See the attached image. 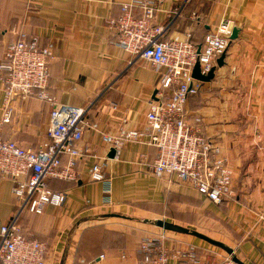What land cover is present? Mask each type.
<instances>
[{
    "label": "crops",
    "instance_id": "0c3cea01",
    "mask_svg": "<svg viewBox=\"0 0 264 264\" xmlns=\"http://www.w3.org/2000/svg\"><path fill=\"white\" fill-rule=\"evenodd\" d=\"M130 1L0 0V62L21 34L42 47L51 45L49 92L62 104L84 108L86 122L98 125V131L87 129L79 144L84 154L76 168L78 179L48 182L51 190L67 193L66 204L48 206L43 215L21 213L17 222L22 233L47 245L48 264H144L139 253L143 239L164 231L149 225L161 218L195 226L180 217L187 214L218 221L241 261L264 264V0H161L156 15L165 40L191 35L198 49L207 34L222 26L230 37L239 30L238 38L230 40L224 66L186 104L190 122L201 120L199 128L234 171L232 195L222 206L188 186L152 176L157 149L144 142L124 140L119 155L109 158L114 148L104 136L147 130L146 116L158 94L159 71L119 48L108 28V18L118 17L120 5ZM10 107L11 122L3 124L6 102L0 79L2 138L32 150L49 142L50 104L15 98ZM67 161L64 156L63 166ZM97 162L111 179L110 205L103 203V184L89 175ZM13 186L0 173V224L19 212ZM106 228L108 244L90 252V242ZM167 235L180 248L193 244L203 252L211 249L191 236Z\"/></svg>",
    "mask_w": 264,
    "mask_h": 264
},
{
    "label": "built area",
    "instance_id": "2783aa9c",
    "mask_svg": "<svg viewBox=\"0 0 264 264\" xmlns=\"http://www.w3.org/2000/svg\"><path fill=\"white\" fill-rule=\"evenodd\" d=\"M160 2H125L120 5L119 16L107 20L117 46L150 63L159 71V80L157 99L146 116L147 130L123 132L119 138L105 135L104 139L116 150V156L124 140H137L156 148L157 158L150 168L152 176L188 186L212 204L222 206L232 195L234 171L221 149L199 128L201 120L190 122L186 104L190 97L199 94L203 85L193 78L195 66L199 64L201 73L208 75L226 54L230 32L222 26L216 33L207 34L201 49L192 43L191 35L165 40V28L155 22ZM53 59L51 45L42 47L37 39L21 34L7 46L0 62L6 102L3 124L11 122L10 104L15 98L25 101L35 97L53 108L49 142L37 150L24 149L4 140L0 134V173L14 182L12 194L20 202L17 216L0 224V264H48L47 245L27 238L18 217L23 212L43 215L48 206L66 204L67 193L51 190L48 182L78 179L76 168L84 154L79 144L87 129L98 131L97 124L86 122L84 108L62 104L49 92ZM64 156L68 158L65 166ZM89 175L93 182L103 184L104 205L112 204V183L103 171V164L91 165ZM174 243L167 231L144 238L139 249L144 264H235L230 255L213 249L203 252L193 244L180 248ZM81 262L86 264L85 260Z\"/></svg>",
    "mask_w": 264,
    "mask_h": 264
},
{
    "label": "water",
    "instance_id": "95a60500",
    "mask_svg": "<svg viewBox=\"0 0 264 264\" xmlns=\"http://www.w3.org/2000/svg\"><path fill=\"white\" fill-rule=\"evenodd\" d=\"M238 34H239V30L234 29L232 32V35L230 37V40L233 41V40L237 39ZM225 58H226V54H224L218 60L217 66L214 67L208 75H203L201 73L200 65L197 64L193 70V78L198 80V81H201L202 83L211 82L215 78V73H216L217 68H221L224 66ZM115 157H116V150L111 149L110 154H109V158L114 159ZM153 224L156 227L161 228L167 232L178 233V234L187 235V236H191V237L200 239V240L208 243L211 246H215L217 248L223 249L228 255H230L232 257V260L235 264H245L243 261H241L235 255V251L232 248L228 247L227 245H225L224 243H222L220 241H217V240H214V239L208 237L207 235L199 232L198 230H196L194 228L183 227L181 225H178V224H175L172 222H168L166 220H160V219L153 221Z\"/></svg>",
    "mask_w": 264,
    "mask_h": 264
},
{
    "label": "rangeland",
    "instance_id": "374dc122",
    "mask_svg": "<svg viewBox=\"0 0 264 264\" xmlns=\"http://www.w3.org/2000/svg\"><path fill=\"white\" fill-rule=\"evenodd\" d=\"M174 217H178V216H174ZM182 218V220H189V221H192L193 223H195L196 225L195 226H185V225H181L183 227H189V228H194L196 230H198L199 232L207 235L208 237L214 239V240H217V241H220L222 243H224L225 245H227L228 247L229 244L227 243L228 240H227V237H224L225 236V231L226 229L222 227V225L219 224L218 221L216 220H211V219H207V218H202V217H194V216H189L187 214L185 215H182L180 216ZM160 220H164V219H161ZM167 221V220H166ZM171 221V220H170ZM169 222V220H168ZM174 223V222H172ZM150 224V223H149ZM179 225V224H178ZM194 225V224H193ZM149 226H155L152 222L151 225ZM114 228H120V229H117V230H120L122 232H124V230L127 228L125 227H121V226H114ZM155 228V227H154ZM157 228V227H156ZM129 229V228H128ZM161 229V228H160ZM160 229H157V230H160ZM130 230V229H129ZM100 232H98L99 234V238L98 239H95L94 241L90 242V246H89V251H98V250H102L104 247H106V245L108 244L107 240L105 237H103L105 233H108V228L106 229H102V230H99ZM224 233V234H223ZM102 234V235H101ZM190 238V237H189ZM193 238V237H192ZM205 244H208V243H205ZM208 248H211L213 249L216 253H220L224 256L228 255L223 249H220V248H217L215 246H211L208 244ZM231 248V247H230ZM236 255V254H235ZM237 256V255H236ZM238 257V256H237ZM211 258V257H210ZM211 260L213 261L214 259L211 258ZM215 261V260H214Z\"/></svg>",
    "mask_w": 264,
    "mask_h": 264
}]
</instances>
